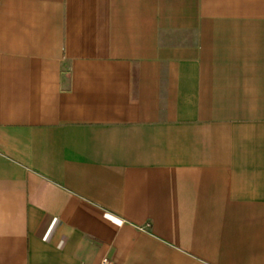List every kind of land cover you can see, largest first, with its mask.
Returning <instances> with one entry per match:
<instances>
[{
	"label": "crops",
	"instance_id": "crops-1",
	"mask_svg": "<svg viewBox=\"0 0 264 264\" xmlns=\"http://www.w3.org/2000/svg\"><path fill=\"white\" fill-rule=\"evenodd\" d=\"M264 264V0H0V264Z\"/></svg>",
	"mask_w": 264,
	"mask_h": 264
},
{
	"label": "built area",
	"instance_id": "built-area-1",
	"mask_svg": "<svg viewBox=\"0 0 264 264\" xmlns=\"http://www.w3.org/2000/svg\"><path fill=\"white\" fill-rule=\"evenodd\" d=\"M103 264H110L109 261H107L106 259L103 261Z\"/></svg>",
	"mask_w": 264,
	"mask_h": 264
}]
</instances>
